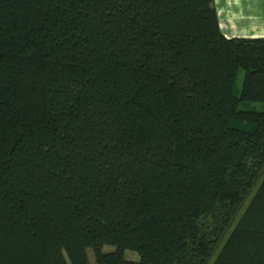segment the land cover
Returning a JSON list of instances; mask_svg holds the SVG:
<instances>
[{
  "label": "trees",
  "instance_id": "obj_1",
  "mask_svg": "<svg viewBox=\"0 0 264 264\" xmlns=\"http://www.w3.org/2000/svg\"><path fill=\"white\" fill-rule=\"evenodd\" d=\"M89 250L264 264V38L214 0H0V264Z\"/></svg>",
  "mask_w": 264,
  "mask_h": 264
},
{
  "label": "crops",
  "instance_id": "obj_2",
  "mask_svg": "<svg viewBox=\"0 0 264 264\" xmlns=\"http://www.w3.org/2000/svg\"><path fill=\"white\" fill-rule=\"evenodd\" d=\"M225 38H264V0H214Z\"/></svg>",
  "mask_w": 264,
  "mask_h": 264
},
{
  "label": "rangeland",
  "instance_id": "obj_3",
  "mask_svg": "<svg viewBox=\"0 0 264 264\" xmlns=\"http://www.w3.org/2000/svg\"><path fill=\"white\" fill-rule=\"evenodd\" d=\"M244 72L242 69H239L236 75L235 80V86H234V95L235 97H239L242 81H243ZM141 97H152V99L155 101V104L157 105L159 110H164V104L162 99L158 96V94L152 89L151 85L147 84L143 90H141L140 93ZM239 111H252V112H262L263 111V105L260 103H240L238 106ZM114 249L110 246H104L103 247V253H110L113 252ZM89 254V260L91 264L94 263V257L92 256L91 251H88ZM125 259L126 260H134L137 259V255L133 252L126 251L125 252Z\"/></svg>",
  "mask_w": 264,
  "mask_h": 264
}]
</instances>
